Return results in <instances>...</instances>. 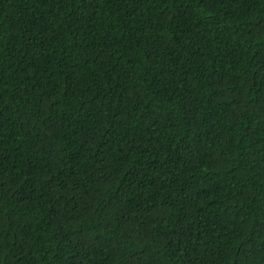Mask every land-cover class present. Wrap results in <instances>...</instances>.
I'll use <instances>...</instances> for the list:
<instances>
[{"label": "trees", "instance_id": "trees-1", "mask_svg": "<svg viewBox=\"0 0 264 264\" xmlns=\"http://www.w3.org/2000/svg\"><path fill=\"white\" fill-rule=\"evenodd\" d=\"M0 264H264V0H0Z\"/></svg>", "mask_w": 264, "mask_h": 264}]
</instances>
